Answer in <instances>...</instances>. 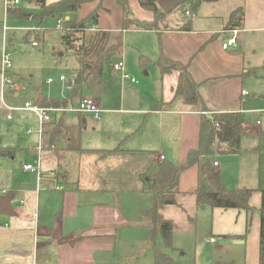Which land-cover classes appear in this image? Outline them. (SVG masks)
<instances>
[{"label": "crops", "instance_id": "0c3cea01", "mask_svg": "<svg viewBox=\"0 0 264 264\" xmlns=\"http://www.w3.org/2000/svg\"><path fill=\"white\" fill-rule=\"evenodd\" d=\"M83 6L89 7V13L97 2ZM238 6L244 9L242 28H238L236 44L224 48L222 43L232 36L225 24L230 12ZM183 10L185 13L181 11L179 18L172 17L171 11L167 13L160 29L124 30L121 50L112 63L123 60L122 55L127 53L138 63L142 55L154 61L162 51L165 56L188 65V71L198 83L202 102L189 104L182 96L174 94L178 72L172 71L160 73L161 83L156 89L142 82V91L149 100L144 104L132 103L128 108L111 104L102 107L98 95H80L76 103L73 98L65 107L39 105L59 108L49 111L57 113V119L51 122L50 117L44 121L48 128L43 129L40 123L39 137L42 139L41 135L48 133L45 141L50 143L43 145L39 153L42 166L57 171L56 179L62 189L37 191L33 172L30 181L15 179L10 187L1 188L0 194L10 197V205L18 195V206L0 216V264H154L155 249L171 256L172 264H260L258 208L260 189H264V160L259 143L249 150L241 148L242 136L238 153L225 154L220 159L214 155L203 160L207 159L219 172L225 188L253 190L249 200L252 210L198 206L195 192L202 183L200 163H197L180 170L175 195L177 203L160 209L164 218L173 221L174 248L164 245L160 233H156L154 243L151 241L152 225L144 216V210L151 205L147 184L156 164L161 160L176 164L185 162L188 150L198 145L202 114L244 113L247 109L242 104L247 103L248 93L242 94L243 78L264 67V0L204 1L190 12L193 16L186 14L187 8ZM104 11H109L105 1L99 10L97 27L118 30L122 10L120 19L111 24L103 18ZM129 30L147 36L149 46L144 42L128 44ZM29 41L31 44V39ZM148 66L140 65L143 69ZM76 67L77 64L67 80L68 88ZM124 68L126 73L137 72L133 64L125 63ZM116 72L122 77V72L113 70ZM60 79L66 77L60 75ZM19 88L20 85L13 91L15 95ZM36 90L41 89L35 88L34 95ZM41 91L57 99L66 98L69 93L68 90L65 95L56 97ZM82 97L94 98L101 109L92 124L87 123L85 117H95L92 113L67 109L77 106ZM158 103L160 107L155 108ZM256 109L259 108H253ZM65 112L78 113L81 126L77 124V127L90 130V138L95 141L93 145L83 144L82 135L81 140H74L64 124ZM116 114L128 117L121 120ZM261 135L264 141V133ZM32 156L28 154L27 160ZM205 208L211 214L209 230L206 226L198 229L195 225L182 227L177 232L183 215L192 219L188 210L197 216L198 209Z\"/></svg>", "mask_w": 264, "mask_h": 264}, {"label": "rangeland", "instance_id": "374dc122", "mask_svg": "<svg viewBox=\"0 0 264 264\" xmlns=\"http://www.w3.org/2000/svg\"><path fill=\"white\" fill-rule=\"evenodd\" d=\"M105 5L109 11L102 12L103 18L110 24L117 22L121 16V7L115 0H105ZM6 6V0H0V62L2 53L4 51L9 52L12 61L11 72L16 73H11L12 79L20 85V88L18 94L15 95L8 86L1 87L0 85V150L6 147L16 148L13 157L0 155V190L1 188L10 187L15 179L30 181L34 175L23 170L22 165L24 163L36 165L39 158V148L50 143L45 141L48 133L42 134V139L39 137L40 120L37 112L25 108L27 103L29 106L39 107L33 100L35 88L39 87L56 97L65 95L69 90L66 85L67 80L71 76L72 68L76 65L72 50L66 48L61 42L60 33L57 29L58 21L55 16H45L42 22L38 23L36 19L22 18L7 12ZM20 6L25 11L40 12V8L32 3L20 1ZM184 7V5H180L172 9L170 12L172 17L179 18L181 11H184ZM88 8L83 6L77 11V15L85 16ZM129 11L131 17L147 19L151 16V13L142 10L135 0H130ZM4 26L7 27V30H4ZM129 31L131 32H129L126 39L128 44L144 42L149 46L147 36L136 35L134 31ZM30 39L38 42V46H31ZM129 48L132 49L130 46ZM117 57L116 55L111 60H104L101 84L98 86L91 77L88 78L83 84L81 95H98V101L101 102L102 107L111 104L114 107L128 108L132 103H147L149 100L142 91V82L146 81L155 89L159 87L158 85L161 83L159 68L153 62H150L149 66L143 69L136 60H132L130 54L122 55L124 64H133L137 69V72L136 70L131 72L127 70L129 73L127 74L136 80V83H134L130 79L122 78L119 72L113 73L111 65ZM60 75H64L66 79L61 80ZM47 79H50V82H47ZM243 79V89L247 91L248 95L245 96L247 103L242 104V107L247 109L242 113L244 125L247 128L241 135V148L249 150L251 146L259 143L262 147L261 154L264 160V141L261 135V133H264V115L259 112L260 109H264V67H259L254 74L249 76L246 74V78ZM78 98L76 96L75 102H73L76 103ZM253 108L259 109L255 111ZM47 114L49 118L51 117V122L56 121L57 113L49 112ZM116 115L117 119L122 117L121 120L128 117L127 114ZM97 116L86 115L87 123H94ZM77 119L78 113L65 112L63 114L64 124L69 133L74 136V140H81L82 135L83 144L93 145L95 141L90 138V130L79 129L78 127L81 124ZM257 120H260V124L257 123ZM77 124L80 126L77 127ZM105 125L107 127L106 122ZM46 128H48V125L43 124V129ZM62 135L65 136V133H62ZM28 154L33 155L30 160L26 158ZM222 155H225V153H218L214 158L220 159ZM147 197L150 201L149 194ZM17 206L18 195L12 199L9 212L14 211ZM206 208L198 209L197 216L194 211L188 210V214L191 215L192 219H187L183 215V219L178 222L177 232L182 227H194L195 225L198 226V229L206 226L209 230L207 225L211 214ZM9 212H0V216ZM171 214L175 215L174 213ZM174 219L176 221V218Z\"/></svg>", "mask_w": 264, "mask_h": 264}, {"label": "trees", "instance_id": "16d2710c", "mask_svg": "<svg viewBox=\"0 0 264 264\" xmlns=\"http://www.w3.org/2000/svg\"><path fill=\"white\" fill-rule=\"evenodd\" d=\"M19 4L14 7H7V12L22 18H33L41 23L45 16H55L61 21L58 29L62 44L71 49L76 60L77 67L72 74V83L66 98L57 99L48 97L41 90H36L34 102L44 107H65L76 96H80L83 84L88 78H92L98 86L101 84L103 62L111 60L118 55L122 47V34L126 29H160L164 26L165 16L157 4L158 0H135L142 10L151 13L150 19H140L130 16V0H115L122 10L121 27L118 30L101 29L97 27L99 10L103 8L105 0H18ZM20 1L32 3L40 8L39 13L25 11L20 6ZM97 2V6L84 17H78L77 11L82 5L90 2ZM215 0H185L182 4L189 12H194L200 3ZM178 5V6H180ZM177 6V7H178ZM67 17V19H66ZM244 20V9L236 7L228 16L225 29L242 28ZM93 28V29H91ZM153 62L162 75L172 71L178 72L177 84L174 94L182 96L184 102L196 104L202 102L198 91V83L194 81L188 65L181 61L173 60L160 52L158 58L151 61L145 56H140L139 64L145 67ZM83 98V97H82ZM80 98V99H82ZM161 103V102H160ZM160 104H156L155 108ZM243 116L240 111L212 112L208 115L202 114L199 124L198 145L189 149L185 162L176 164L169 161H159L156 169L149 175L147 189L151 193V205L144 210V216L150 220V237L155 242L156 233H160L164 245L172 249L173 228L171 219L164 218L160 209L164 205L176 204L177 181L180 170L189 168L200 163V184L202 186L195 192V200L198 206L208 205L211 208H236L252 210L250 188H225L220 179L218 171L211 167L207 159L217 153L235 154L240 150L241 135L246 130ZM15 148H2V156H13ZM206 185L207 189H203ZM260 264H264V189H260ZM154 264H172L169 255L155 249Z\"/></svg>", "mask_w": 264, "mask_h": 264}, {"label": "built area", "instance_id": "2783aa9c", "mask_svg": "<svg viewBox=\"0 0 264 264\" xmlns=\"http://www.w3.org/2000/svg\"><path fill=\"white\" fill-rule=\"evenodd\" d=\"M19 4L18 0H6V8L7 7H12ZM187 15L193 16V13L186 12ZM57 29L61 27V21H58ZM7 27L4 26V30ZM93 29V28H91ZM239 31L238 28H233L230 30L232 33V36L229 37L226 41L222 43V46L224 48L230 46V45H235L236 44V34ZM38 43L35 40L31 39V45L36 46ZM11 67H12V61L10 57V53L7 51H4L2 53V58L0 62V84L2 87L8 86L12 91H16L19 87V85L12 79V74H11ZM112 68L114 71H120L122 72V77L126 79H130L132 82H136V80L128 75L125 72L124 68V62L122 59H119L115 62L112 63ZM242 94L246 95L247 92L245 90L242 91ZM27 109H31L37 112L38 118L40 120L41 125L43 124L44 121L49 119L48 112L52 110H59V108H43V107H37V106H29L27 103V106L25 107ZM70 111H78V112H88L92 113L95 117L99 114L101 109L96 103V100L92 97H84L81 99L78 103L77 106H70L67 108ZM259 112L261 115H264V109H260ZM9 117V115H7ZM257 123H260V120H257ZM42 130H39V133H41ZM41 148H39V151ZM213 165L216 166L217 162L214 161ZM23 169L33 172L36 176V181H37V191L38 190H51V189H62L61 185L57 181V171L54 169L50 168H44L42 166V160L40 158V153H39V158L37 161V164H31V163H25L23 164ZM213 240V238H211Z\"/></svg>", "mask_w": 264, "mask_h": 264}, {"label": "water", "instance_id": "95a60500", "mask_svg": "<svg viewBox=\"0 0 264 264\" xmlns=\"http://www.w3.org/2000/svg\"><path fill=\"white\" fill-rule=\"evenodd\" d=\"M185 0H158L157 4L163 12L169 13L172 9L182 4ZM68 85H71V81H68ZM11 209L10 197L0 195V212H9Z\"/></svg>", "mask_w": 264, "mask_h": 264}]
</instances>
